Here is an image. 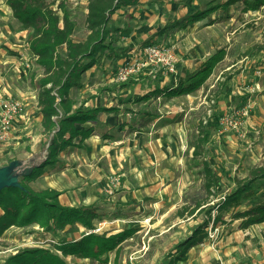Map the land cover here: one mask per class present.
<instances>
[{
    "label": "rangeland",
    "instance_id": "1",
    "mask_svg": "<svg viewBox=\"0 0 264 264\" xmlns=\"http://www.w3.org/2000/svg\"><path fill=\"white\" fill-rule=\"evenodd\" d=\"M214 1H218L222 5L227 0H140L137 6L117 12L107 27H118L121 30L120 34H118V30L111 33L113 41L111 46L120 57L117 58L105 53L97 65L85 72L80 86L72 94L76 101H86L87 104L95 103L98 99L104 101L103 98L108 102L114 98L117 103H119V98L136 100L139 96L138 92L147 85L155 84L154 81L158 79L159 82L177 80L180 74L195 71L208 57L223 51L225 53L223 61L216 66L214 73L207 79L206 86L194 92V98L191 99L194 103L201 104L200 110H198L196 116L190 117L185 123V127L194 128L193 133L195 134V129L203 115L202 125L205 126L204 129L208 134L203 138L205 141L200 147L198 156L196 158L192 156L191 158L185 153L180 158H165L155 161L170 168L169 173L171 174L165 175V181L170 177L171 182H175L172 177L179 175V171L184 170V167L185 169L188 166L194 167L191 176L184 172L180 173V181L190 184L187 186V190L183 191L180 196L181 199L192 195L198 190L203 174L197 173L201 167L194 165L200 163V161H207L219 179L215 189L216 199L212 198L209 205L217 202V197L222 199L233 188L232 180L234 176L242 177L250 167L264 165V51L247 54L261 43L264 6L257 11H245L239 3L218 7L205 20L190 24L187 28L181 30L173 29L166 36H162V39L156 38V41H158L157 46L172 49L173 55L170 63L174 67V72H169L164 64L151 63L130 77L129 81H125L128 82L127 85L115 83L112 76L122 62L130 58H139L138 41L144 39L145 33L151 30L153 25L155 26L163 20L171 22L179 19L188 8L207 6ZM66 2L68 10L71 12V19L75 22L73 39L75 41L82 40L86 34L87 0H66ZM255 82L258 83L260 89L250 95L247 93V89ZM116 89L126 90L127 92L119 96L112 92ZM131 89H136L135 91L138 92H134L135 95L128 94ZM159 97L163 96L152 97L150 101L155 100L158 102L160 100L162 104L171 105V109L176 108L179 111L187 105L180 98L162 100ZM249 102L251 106L248 116L244 118L241 134L219 126L216 120L219 115L235 111ZM164 110L168 109L164 108ZM207 110H211V113H208ZM130 116H132V113H130ZM203 121L205 122L203 123ZM180 127L181 123L172 124L168 126V129L177 132ZM131 137H133V133H131ZM7 145V140L0 142V147L4 146L5 149H8ZM3 155L5 156L0 157V163L12 158L15 154L5 152ZM193 159L195 162H193ZM147 160L150 159L127 158L124 165L118 166L117 164V167L110 169L108 163L105 162L106 160L100 159L102 172L100 184H89L86 189L84 187L87 185L82 184L84 181L82 178L88 177L93 169V163L88 161L83 163L85 165L82 167L65 170L63 173L61 171L59 173L49 174L48 172L43 174L30 181L29 185L36 189H45L48 186L60 187L63 188L64 195H67L74 203H77V201L91 203L90 206L97 207L105 215V221H94L96 228L93 231L110 235L109 233L112 231L109 229L110 224H108L112 216L110 213L115 211L122 213L127 210L126 203L122 201L124 193L126 194L128 191L130 196H140L142 193V189L136 190V188H133L135 187L136 177L137 179L138 175L143 177V173L146 172L147 179L153 180L151 170H145L146 166H143L146 162L150 166L152 165ZM154 160V158L151 159V161ZM73 161L75 163L74 159ZM31 162L33 163V161ZM31 162L30 164H32ZM110 177L118 178L115 186H110ZM160 182L164 181L161 180ZM148 192L151 193L152 190ZM160 194L155 191V195L151 196L155 198L156 195ZM130 196L128 195V197ZM169 197L172 200L179 198V190L174 189L173 194ZM140 209L142 208H138L137 214H140ZM143 210L146 213L149 209L143 208ZM173 210L174 208L171 211ZM127 211L133 212L130 209ZM212 215H216L215 210L212 211ZM228 216V214H223L221 221L227 219L228 223H231L229 226L238 222L239 219H244L241 214H233L229 218ZM157 218L153 219L154 223H157ZM226 228V225L223 224H219L213 229L208 227L210 235L213 236L206 243L210 249L209 251L217 254L223 264L225 261L222 257V240ZM253 229L254 238L260 239L256 243L264 247V224L255 226ZM73 235L77 236L78 233L75 232ZM52 237L48 233H44L37 225L25 228L10 227L0 236V263L10 254L25 247H52L46 242ZM57 237L59 235L55 234L54 238ZM134 237V239L125 240L122 243L125 246L121 255V264H158L164 260L165 254L157 252V249L159 250V247L164 243L160 236L154 235L151 238L148 234L146 235V233L139 230ZM231 237L232 242L239 240V236L236 234ZM147 242L154 243L155 248H151L153 249L152 252L147 249ZM58 254L61 255L60 252ZM196 256H198V253L195 255L194 260L197 259ZM64 259L68 264H97L90 259H80L72 256H66Z\"/></svg>",
    "mask_w": 264,
    "mask_h": 264
},
{
    "label": "trees",
    "instance_id": "2",
    "mask_svg": "<svg viewBox=\"0 0 264 264\" xmlns=\"http://www.w3.org/2000/svg\"><path fill=\"white\" fill-rule=\"evenodd\" d=\"M11 11V16L23 30L27 31L28 52L32 54L34 65L41 71L38 80V109L42 116V126L47 134L51 133L46 156L33 165L30 175L19 179L23 189L5 187L0 190V236L10 227L25 228L33 225L48 233L49 246L25 247L7 256L0 264H68L66 256L90 259L97 264H121V255L125 240L137 229H123L116 234L94 232V221H105V215L97 207H70L59 203V192L50 189H35L29 181L42 174L44 169L55 162L56 155L77 136L86 138L93 128L83 126L85 122L95 121L99 112L104 109H83L77 107L70 111L75 100L71 90L80 86L85 72L97 65L105 53L120 57L111 46V33L118 27L108 28V23L119 12L139 4L140 0H87L85 14L86 34L82 40L74 41L75 22L71 19L66 0H4ZM212 2L202 7H190L176 20L167 21L156 31L158 37L165 36L173 29L181 30L190 24L205 20L218 7L241 4L245 11H257L264 6V0H227L225 3ZM158 42L149 38L145 45H156ZM264 51V25L261 43L247 54ZM220 51L208 57L199 67L184 75L179 82L164 85L154 90V96L160 94L181 96L192 93L206 86L207 79L224 59ZM129 81V80H128ZM122 82L121 85H127ZM201 122L197 133L190 141L196 158L208 133ZM45 143L42 145L44 149ZM6 159L0 166L8 163ZM193 162L194 159H193ZM194 166L201 167L197 173L203 174L198 190L184 197L191 202V207H183L178 215L192 216L201 221L191 233L175 245L173 250L164 255L158 264H175L186 259L190 247L211 240L210 229L221 224V216L241 214L244 219L240 228L264 222V165L250 167L242 176L233 177V188L222 199L209 205L215 198L219 179L207 161H200ZM242 206V207H241ZM242 208V209H240ZM215 210L216 215H212ZM111 219L118 216L127 217L131 212H112ZM80 227L82 229H80ZM77 232L78 235L73 234ZM55 234L59 237L56 239ZM70 239V240H68ZM61 253L59 255L58 253Z\"/></svg>",
    "mask_w": 264,
    "mask_h": 264
},
{
    "label": "crops",
    "instance_id": "3",
    "mask_svg": "<svg viewBox=\"0 0 264 264\" xmlns=\"http://www.w3.org/2000/svg\"><path fill=\"white\" fill-rule=\"evenodd\" d=\"M0 3V101L10 98L18 99L24 106L23 113L13 121L7 140L8 149H5L4 146L0 147V157L5 156L3 155L5 152H12L15 154L12 159H32L33 163L31 162V165H35L46 156L51 137V133L47 134L42 126V116L37 104L38 93L40 91L38 80L41 77V71L34 65L35 57L28 52L26 42L27 31L21 29L20 23L12 18L11 11L5 4V1L0 0ZM165 23L163 20L158 22L157 25H153L152 29L145 33L144 39L138 41V48L141 49L143 43L149 38L154 41H156V38L162 39L163 37L156 35V31L160 27H163ZM120 33L121 30H119L118 34ZM186 74H180L177 80L171 82H168L169 80L159 82L158 79L154 81L155 84L147 85L140 92L135 91L136 89H131L128 94L132 93L135 95L134 92H138V99L119 98V103L115 102L114 98L109 102L105 98H103L104 101L98 99L95 103L90 104H87L86 101H76L72 97V94L78 86L73 88L70 94L75 103L71 107V112L77 107L83 109L99 108L104 109V111L99 112L95 121L83 124V126L93 128L89 136L86 138H81L80 136L73 138L65 148L58 152L55 162L47 166L42 174L36 176L31 181L48 172L49 174L61 171L63 173L65 170L82 167L85 165L83 163L88 161L93 163V169L88 177L82 178L84 180L82 184L87 185L84 187L86 189L89 184H100V178L102 177L100 159H105L110 169L117 167V164L118 166L124 165L127 158L150 159L147 161L152 165L150 166L146 162L143 166H146L145 170H151L153 180L147 179L146 172H141L144 174L143 177H140V175H138V179L136 177L135 187L133 188H136V190L142 189L143 194L141 193L140 196H130L128 191L126 194L124 193L122 201L126 203L127 210L130 209L133 212L127 210L123 212H131L132 215L127 216V218L118 216L109 220V229L112 230L109 234H116L123 229L135 228L137 231L140 230L146 233V235L148 234L151 238L154 235L160 236V239L164 243L159 247V250L157 249L158 253L167 254L173 250L175 245L188 236L192 229L201 221L198 218L187 215L186 212L182 216L178 215V212L183 207H191L189 200L184 199V197L180 198L183 191L187 190V186L190 185L189 183L180 181V173L184 172L188 176H191L194 167L188 166L186 169L184 167V170L181 169L179 175L177 174L172 177L175 183L171 182L170 177L165 181V175L171 174L169 173L170 168L162 166L160 162L155 161L165 158H180L185 153L191 158L192 156L194 157V147L190 143L192 137H194V128L185 127V123L190 117L196 116L198 110H200L201 104L194 103L191 99L194 98V92L202 87L192 93L181 96L167 97L160 94L163 96L159 97L162 100H166L167 98L170 100L176 98L182 99L187 105L183 109H180V111L176 108L171 109V105L162 104L160 100L158 102L155 100L151 102L150 98L156 97L153 94L155 89L167 84L177 83ZM120 90L122 89L112 90V92L119 96L127 92L126 90ZM164 108L168 110H164ZM130 113H132V116H130ZM126 116H129V119L124 118ZM202 118L200 121L201 125ZM180 123L181 127L179 131L172 132L168 129L169 125ZM159 131L160 133H158ZM131 133H133V137H131ZM196 133L197 129H195ZM43 143H45L44 149H42ZM152 158L155 160L151 161ZM161 180L164 182L161 183ZM48 188L59 192L57 199L62 205L92 207L89 202L80 203L77 201V203H74L67 195H64L63 188L56 186H48ZM174 189L179 190V198L172 200L169 196L173 194ZM149 190H152V192L149 193ZM155 191L161 194L156 195L154 198L151 195L154 196ZM139 207L142 209L139 210L140 214H137ZM143 208L149 209L148 212L144 213ZM172 208H174L173 211H171ZM231 216H228V218ZM157 217L160 219L158 220ZM154 218H157V223H154ZM240 222L241 219L229 226L231 223H228L226 219L221 223L227 227L224 230L225 235L222 240L224 264H264V247L256 243L260 239L254 238L253 229V227L264 224V222L244 229L240 228ZM80 229L82 228L80 227ZM136 232L128 240L134 239ZM233 234L239 236L237 242H232L231 236ZM208 241L204 240L190 247L187 251L186 259L178 261L175 264H219V262H222L217 254L209 251L208 244H206ZM143 243L145 244L144 241ZM154 246V243L147 242V249H150L151 252L153 250L151 248H155ZM197 253V259L194 260Z\"/></svg>",
    "mask_w": 264,
    "mask_h": 264
},
{
    "label": "built area",
    "instance_id": "4",
    "mask_svg": "<svg viewBox=\"0 0 264 264\" xmlns=\"http://www.w3.org/2000/svg\"><path fill=\"white\" fill-rule=\"evenodd\" d=\"M139 55V58H130L119 65L112 76V80L115 83H122L127 81L140 69L146 67L151 63L164 64L166 65V68L169 72H174V67L170 63L172 61L173 55L172 49L170 47L145 45L140 49ZM259 89L260 88L258 83L255 82L253 85L248 87L247 93L252 95L258 92ZM250 106L251 103L249 102L239 109H236L235 111L219 115L216 119L219 126L221 128H229L232 131L241 134V129L244 124V118L248 116ZM23 111V103L18 99L10 98L0 101V142H5L6 140H8L13 121L16 117L20 116ZM207 112L211 113V110H207ZM117 182L118 178H109L110 186H115ZM212 236L213 235H210L209 233V237L212 238ZM219 264L223 263L219 262Z\"/></svg>",
    "mask_w": 264,
    "mask_h": 264
},
{
    "label": "water",
    "instance_id": "5",
    "mask_svg": "<svg viewBox=\"0 0 264 264\" xmlns=\"http://www.w3.org/2000/svg\"><path fill=\"white\" fill-rule=\"evenodd\" d=\"M32 159H12L8 163L0 166V190L5 187H17L23 189L19 179L31 174L33 165Z\"/></svg>",
    "mask_w": 264,
    "mask_h": 264
}]
</instances>
